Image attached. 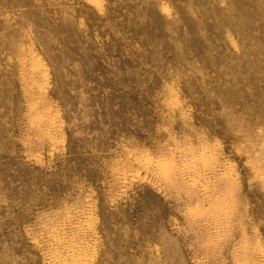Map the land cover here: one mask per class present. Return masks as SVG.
I'll list each match as a JSON object with an SVG mask.
<instances>
[{
    "label": "rangeland",
    "instance_id": "374dc122",
    "mask_svg": "<svg viewBox=\"0 0 264 264\" xmlns=\"http://www.w3.org/2000/svg\"><path fill=\"white\" fill-rule=\"evenodd\" d=\"M0 264H264V0H0Z\"/></svg>",
    "mask_w": 264,
    "mask_h": 264
}]
</instances>
